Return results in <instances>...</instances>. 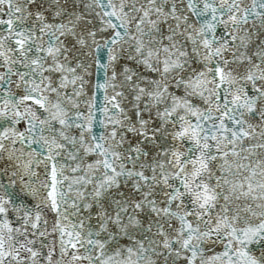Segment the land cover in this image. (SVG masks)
Returning a JSON list of instances; mask_svg holds the SVG:
<instances>
[{
    "label": "snow or ice",
    "instance_id": "snow-or-ice-1",
    "mask_svg": "<svg viewBox=\"0 0 264 264\" xmlns=\"http://www.w3.org/2000/svg\"><path fill=\"white\" fill-rule=\"evenodd\" d=\"M0 264H264V0H0Z\"/></svg>",
    "mask_w": 264,
    "mask_h": 264
}]
</instances>
